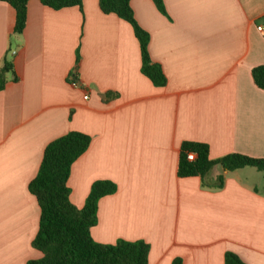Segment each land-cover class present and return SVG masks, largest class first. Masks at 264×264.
Returning a JSON list of instances; mask_svg holds the SVG:
<instances>
[{
	"label": "crops",
	"instance_id": "1",
	"mask_svg": "<svg viewBox=\"0 0 264 264\" xmlns=\"http://www.w3.org/2000/svg\"><path fill=\"white\" fill-rule=\"evenodd\" d=\"M162 3L165 14L152 0H129L163 87L141 74L131 26L97 0L60 10L29 0L21 34L0 3V67L10 62L16 78L7 74L0 91V264L41 257L28 184L45 146L70 131L90 137L71 166V203L81 208L94 181L116 185L98 202L95 242L143 241L148 264H224L226 252L264 264V172L177 176L185 142L205 144L210 160L264 159V92L251 78L264 66V0ZM73 71L78 87L67 80Z\"/></svg>",
	"mask_w": 264,
	"mask_h": 264
},
{
	"label": "trees",
	"instance_id": "2",
	"mask_svg": "<svg viewBox=\"0 0 264 264\" xmlns=\"http://www.w3.org/2000/svg\"><path fill=\"white\" fill-rule=\"evenodd\" d=\"M29 0H0L15 12L13 32L21 34L26 23V6ZM156 8L165 14L162 0H152ZM52 10L70 7L81 9L82 0H39ZM100 11L113 14L127 22L137 40L140 53V71L156 87H163L165 76L159 65L153 63L148 54L149 35L136 23L129 0H97ZM264 24V17H263ZM15 80L12 64L3 60L0 67V91L6 83V75ZM254 85L264 92V66L252 69ZM114 94L102 95L104 101ZM90 137L80 132L70 131L49 142L43 151L35 177L28 184V191L37 201L39 219L37 232L31 246L41 257L26 264H148L149 245L143 241L120 240L115 244L95 242L90 234L97 222V205L102 197L116 191V185L109 180L94 181L81 208L70 201L67 186L72 164L87 150ZM194 153L193 161L187 160V154ZM220 163L226 171L252 167L264 172V159H254L240 154H229L218 160H210L208 147L202 143L185 142L181 145L177 165L180 178L200 177L204 179L211 168ZM223 184L219 176L215 187ZM171 264H183L176 257ZM224 264H245L235 254L226 252Z\"/></svg>",
	"mask_w": 264,
	"mask_h": 264
},
{
	"label": "built area",
	"instance_id": "3",
	"mask_svg": "<svg viewBox=\"0 0 264 264\" xmlns=\"http://www.w3.org/2000/svg\"><path fill=\"white\" fill-rule=\"evenodd\" d=\"M257 32L260 33L264 37V26H258ZM75 72L73 71L71 74L68 76V82L71 84L73 87H78V83L74 80ZM84 99H86V96H84ZM195 159L194 153H188L187 154V160L188 161H193Z\"/></svg>",
	"mask_w": 264,
	"mask_h": 264
},
{
	"label": "water",
	"instance_id": "4",
	"mask_svg": "<svg viewBox=\"0 0 264 264\" xmlns=\"http://www.w3.org/2000/svg\"><path fill=\"white\" fill-rule=\"evenodd\" d=\"M224 172L220 163H216L210 170V173H214L215 175H221Z\"/></svg>",
	"mask_w": 264,
	"mask_h": 264
}]
</instances>
